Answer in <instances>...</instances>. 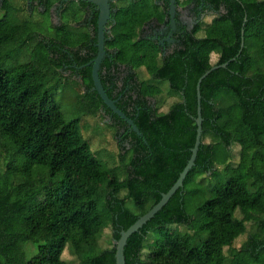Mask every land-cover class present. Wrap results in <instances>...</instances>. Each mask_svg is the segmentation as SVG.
<instances>
[{
    "label": "trees",
    "instance_id": "trees-1",
    "mask_svg": "<svg viewBox=\"0 0 264 264\" xmlns=\"http://www.w3.org/2000/svg\"><path fill=\"white\" fill-rule=\"evenodd\" d=\"M59 1L39 0L43 11L35 10L48 16ZM119 2L106 42L114 62L104 59L98 75L140 135L104 105L93 89L91 65L71 66L89 63L96 48L86 56L77 52L71 61L70 50L84 44L63 33L66 24L51 26L54 36L45 37L28 33L24 20L0 18V58L4 48H23L29 41L38 58L37 67H0V264H67L65 251L74 264H115L120 232L161 199L191 156L198 79L224 64L200 83L202 134L193 168L183 187L128 238L124 259L125 264H264V0H206L215 13L211 23L187 33L164 56L156 42L138 36L152 16L163 20L154 0ZM0 8H7L6 0ZM49 63L58 69L52 71ZM115 63L132 71H113ZM50 72L60 83L79 76L81 83L73 81L80 87L77 97L89 99L92 115L102 111L110 119L127 146L118 155L121 162L128 157L125 180L94 156L78 120L66 121L43 89L39 82ZM151 80L166 82L167 96L176 99L167 112L160 114L163 90ZM216 146L229 154L235 148L239 160L228 163L223 178L209 187L210 197L193 222L185 190L197 175H216ZM106 229L108 246L102 243ZM242 235L245 240L235 247Z\"/></svg>",
    "mask_w": 264,
    "mask_h": 264
},
{
    "label": "rangeland",
    "instance_id": "rangeland-1",
    "mask_svg": "<svg viewBox=\"0 0 264 264\" xmlns=\"http://www.w3.org/2000/svg\"><path fill=\"white\" fill-rule=\"evenodd\" d=\"M2 1L0 0V7H2ZM27 0H6V9L0 8V18L3 16L15 23L26 21L28 22V33L41 34L42 36L47 37L54 36L51 26L58 27L60 26V21L58 20V12L53 10L49 21V16L43 15L36 12L35 8L27 7ZM31 10V11H30ZM29 11V12H28ZM32 12V13H31ZM63 22H71L68 18V15H63ZM210 17L207 18V21H210ZM52 22V23H50ZM203 27V24L200 25ZM72 35L74 39V34L80 33L79 29H73L68 26L63 30ZM59 37V36H58ZM34 41H29L28 44L19 48L18 46H9L4 48L0 58V67L6 69L7 71L15 70L18 66L30 65L37 67V54L33 51L35 50ZM216 59L215 56H212V61ZM51 64L52 71L57 70V66ZM48 66V65H47ZM45 66L42 71L50 70V67ZM63 76H68L69 73L66 70H61ZM55 77L51 75V72L46 75V78L39 82L43 89L49 91L54 97V101L61 107V110L64 114V119L66 121L78 120V126L83 138L88 141L90 145L91 152L94 156L105 164L109 169H114L119 180H125L127 169L126 167L129 164L128 157L123 159L121 162L118 158L120 153H123L126 144L120 142V137L114 134L113 128L109 126L110 119L105 116L102 111L99 114L104 115L105 117L100 118L101 115H92L90 110L89 99H79L77 95L79 94L80 87L76 85L71 80H63L61 83L54 79ZM142 78L145 80L150 79V75L142 70ZM151 83L158 85L161 90H163L162 97L164 96V105L159 110L160 114L167 112L170 105L176 101L174 97H168V84L163 81L151 80ZM161 97V98H162ZM234 101L228 99L227 103L232 104ZM239 160L236 149L232 150V153L229 154V150L216 146L215 148V172L216 175L210 177L205 175H197L196 179L192 184H189L185 190L184 196V206L188 214L191 215L193 222L195 221L198 211L201 209L203 202L210 197L208 189L216 181H219L220 178H223L224 168L228 163H237ZM178 227L182 233L186 232L189 235H192L194 229L188 230L183 226ZM205 236V235H204ZM246 238V235L240 236L235 242L234 246L238 247ZM196 238L194 243H196ZM104 245L110 244V235L109 230L106 229L103 233ZM63 259L67 264H74V258L65 251L63 254ZM76 262V261H75Z\"/></svg>",
    "mask_w": 264,
    "mask_h": 264
},
{
    "label": "flooded vegetation",
    "instance_id": "flooded-vegetation-1",
    "mask_svg": "<svg viewBox=\"0 0 264 264\" xmlns=\"http://www.w3.org/2000/svg\"><path fill=\"white\" fill-rule=\"evenodd\" d=\"M205 1L206 0H175L174 13L172 17L169 0H154V3L158 5L159 10L162 11L161 13L164 14L163 20L159 21L157 17L152 16L149 21L144 23L141 30L138 31V36L144 40L156 42V44L160 47L161 55L164 56L169 54L176 48V46L180 42V39L187 33L193 32L199 25H202L204 23H211L214 17V15L211 14L215 13H211L206 8L207 5H205ZM27 3V7H31V9L37 8V10H39L40 8L43 11V9L38 6L39 0H27ZM121 4L122 3H120L119 1L111 2L109 4V19L104 24L105 55L102 61L104 59H109L110 62H114L113 58L115 54L112 53L114 52V50L107 49L106 42L109 39L108 35L111 34V30L114 27L115 15L119 7L122 6ZM65 8L68 9L69 13H67V15L71 21L68 23H64L62 18L65 14ZM53 10H56L58 12V20L60 21V26L58 27H61L62 24H66L72 27L73 29H79L81 31L80 33L74 34V37H79V40H77L78 44L83 43L84 47H73L72 50H70V53L72 52V54H69V56H71V61L73 59L75 61V56L77 52H81V54L86 56L88 53H90V50L92 48H96L97 55V7L89 2H65L61 0L51 7L48 15L50 19L49 21H51L50 15ZM208 17L211 18L210 21H207ZM95 57L84 66H76L75 63L71 66L75 67L78 70L86 68L88 67V65H91L92 68V61L95 59ZM100 65L98 73L100 70ZM116 69H119V71H132V68L130 67L115 63L111 66V70L115 71ZM123 77L124 75L120 76V81H122ZM72 78L73 80H76L80 83L82 82V79L79 76H73Z\"/></svg>",
    "mask_w": 264,
    "mask_h": 264
},
{
    "label": "water",
    "instance_id": "water-1",
    "mask_svg": "<svg viewBox=\"0 0 264 264\" xmlns=\"http://www.w3.org/2000/svg\"><path fill=\"white\" fill-rule=\"evenodd\" d=\"M65 2L67 1H83V2H89L94 4L97 7L98 10V19H97V55L95 59L92 61V68H91V77L93 82V89L97 92L100 99L104 103V105L109 108L113 114H115L117 117H119L121 120L125 121L130 128L139 134V131L137 127L134 125L133 121L125 116V114L120 111L117 106L115 105V102L111 100L101 82L98 76V69L99 65L105 55V49H104V24L109 19V4L111 2L119 1V0H63ZM170 7H171V16L173 17L174 13V3L175 0H169ZM226 65L221 66H213L209 70H207L197 81L196 85V103H197V109H196V136H195V142L194 146L191 149V156L182 170V172L179 174L178 179L176 182L172 185V187L165 193L162 194L161 199L144 215L140 216L136 222H134L127 230L120 232V237L116 241L115 244V264H125L124 259V247L126 245V242L128 238L135 232H137L146 222H148L151 218L154 217V215L161 210V208L168 202V200L174 195V193L183 187V182L185 180V177L189 173V171L193 168L195 159L197 156V151L200 145L201 140V134H202V117H201V95H200V83L201 81L213 70L219 68V67H225Z\"/></svg>",
    "mask_w": 264,
    "mask_h": 264
}]
</instances>
